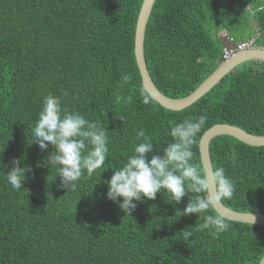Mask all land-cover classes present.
I'll return each instance as SVG.
<instances>
[{"label": "trees", "instance_id": "16d2710c", "mask_svg": "<svg viewBox=\"0 0 264 264\" xmlns=\"http://www.w3.org/2000/svg\"><path fill=\"white\" fill-rule=\"evenodd\" d=\"M143 2L0 0V264H260L264 257L263 227L226 219L230 227L214 236L213 229L198 227L204 214L183 215L194 193L178 204L163 191L154 200L133 201L131 216L106 198V181L142 142L140 130L152 138L151 159L172 142L169 120L206 114L192 146L201 171L200 141L216 124L264 136L261 62L256 71L226 76L232 77L229 90L225 77L182 111L166 110L153 99L142 102L147 92L134 42ZM255 29L262 46L264 0H157L144 51L154 84L169 98L189 96L226 59L216 44L219 33L239 42ZM125 73L133 79L121 89ZM48 94L108 131L105 164L68 190L47 161L53 147L42 151L33 143L32 128ZM117 94L127 103L116 104ZM210 156L213 169L224 167L235 185L223 203L264 214V147L221 136L211 141ZM13 158L30 168L20 190L4 175ZM206 214L218 215L214 208Z\"/></svg>", "mask_w": 264, "mask_h": 264}, {"label": "clouds", "instance_id": "9594fccd", "mask_svg": "<svg viewBox=\"0 0 264 264\" xmlns=\"http://www.w3.org/2000/svg\"><path fill=\"white\" fill-rule=\"evenodd\" d=\"M221 33H219L220 39L225 43H228L227 38L233 39L226 31ZM257 33L260 35L259 40L261 33L258 29ZM233 41L235 42V39ZM257 45L259 48L256 50H264V45ZM226 47L231 46L226 44L223 47V56ZM229 59H225L222 63ZM237 68L238 66L234 70ZM132 79L131 73L123 74L119 87L124 88ZM142 97L143 103L152 102V97L149 94L142 92ZM42 99V109L32 128L33 143L38 144L42 151L48 149L49 146L53 147L54 151L50 152L47 161L50 167H55L57 176L61 178L60 187L68 190L75 187V182L85 172L88 176H92L97 169L105 164L109 152L108 131L99 121L86 119L85 115L78 111H68L66 108H62L60 97L48 94ZM122 102L127 103V99L123 95L117 94L115 103ZM119 118L123 121L122 117ZM207 119V115L204 114L185 118L180 123L169 120L172 142L167 143L162 156L152 155L151 159H149V155L154 150L152 138L146 135L143 130L137 132V140L142 138V142L134 145L132 154L127 157L121 167L114 170L111 178L106 181L108 185L106 198L117 203L125 215L131 216V212L137 207L133 201H142L145 198L154 200L157 194L163 191L178 204L186 194L194 193L196 195L189 197V202L182 214H204L203 223L198 227L201 230L213 229L212 235L214 236L226 231L230 227L226 218L219 214L214 216L206 213L219 201L223 203V199L232 198L235 191L234 182L226 175L222 166L208 172L201 171L200 166L193 162L192 146ZM232 158L235 159L234 156ZM20 164L21 160L13 158L11 169L7 174L4 173L7 182L14 190L22 189L26 178L25 173L30 171L27 165L21 168ZM201 193H205V195H200ZM252 222H254V217ZM190 235V233H186V236Z\"/></svg>", "mask_w": 264, "mask_h": 264}, {"label": "water", "instance_id": "95a60500", "mask_svg": "<svg viewBox=\"0 0 264 264\" xmlns=\"http://www.w3.org/2000/svg\"><path fill=\"white\" fill-rule=\"evenodd\" d=\"M156 1L157 0H144L142 4L136 25L134 54L140 75L142 77L144 90L163 108L171 111H182L199 101L240 64L255 60L264 62V50L255 49L237 53L235 56L222 63L214 71V73H212L189 96L182 99H172L167 97L161 93L154 84L147 67L144 53L146 29ZM221 136H230L254 147L264 146V136L252 135L241 128L229 124H216L203 135L200 141L199 148L203 171H212L213 165L210 156V143L213 139ZM213 208L219 215L223 216L227 220L243 224L256 225L264 228V215L261 213H243L232 211L228 209L221 201H219V203ZM253 217L254 222H252ZM260 264H264V257L260 261Z\"/></svg>", "mask_w": 264, "mask_h": 264}, {"label": "built area", "instance_id": "2783aa9c", "mask_svg": "<svg viewBox=\"0 0 264 264\" xmlns=\"http://www.w3.org/2000/svg\"><path fill=\"white\" fill-rule=\"evenodd\" d=\"M260 37V35L257 33L253 36H251V38L249 40L246 41H242L239 43L234 44L233 39L231 38H227L228 43L230 44L231 47H226L224 48V57L226 59H229L232 55V53L234 52H243L246 51L248 49H257L259 48L257 45V40ZM264 48V46H263Z\"/></svg>", "mask_w": 264, "mask_h": 264}, {"label": "rangeland", "instance_id": "374dc122", "mask_svg": "<svg viewBox=\"0 0 264 264\" xmlns=\"http://www.w3.org/2000/svg\"><path fill=\"white\" fill-rule=\"evenodd\" d=\"M221 34H223V33H221ZM219 36H220V34H219ZM229 37H230V36H229ZM235 42H236V41H235ZM235 42H234V44H235ZM236 43H238V42H236ZM216 44H217L218 47H224V46H226V44L230 45V44L227 43V42L225 43L222 39H220V41L217 40ZM250 68L254 69L255 71L258 70V69H259V64H258V62H247V63H244L243 65H240V66H239L236 70H234L232 73H234V72H236V71L248 70V69H250ZM138 69H139V68H138ZM225 79H226V89L229 90L231 84L233 83V82H232V77L229 76V77H226Z\"/></svg>", "mask_w": 264, "mask_h": 264}, {"label": "bare ground", "instance_id": "6f19581e", "mask_svg": "<svg viewBox=\"0 0 264 264\" xmlns=\"http://www.w3.org/2000/svg\"><path fill=\"white\" fill-rule=\"evenodd\" d=\"M239 43V42H238ZM250 50H253V49H248V50H246V51H250ZM237 54V52H234V53H232V55L231 56H235ZM256 62H261V61H258V60H255ZM261 63H264V62H261ZM244 63H242V64H240V65H243ZM204 82V81H203ZM202 82V83H203ZM210 92V91H209ZM167 110V109H166Z\"/></svg>", "mask_w": 264, "mask_h": 264}, {"label": "crops", "instance_id": "0c3cea01", "mask_svg": "<svg viewBox=\"0 0 264 264\" xmlns=\"http://www.w3.org/2000/svg\"><path fill=\"white\" fill-rule=\"evenodd\" d=\"M239 67V66H238Z\"/></svg>", "mask_w": 264, "mask_h": 264}]
</instances>
